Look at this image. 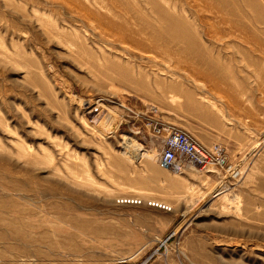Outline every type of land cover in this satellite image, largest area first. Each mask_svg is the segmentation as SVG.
Instances as JSON below:
<instances>
[{
  "label": "rangeland",
  "instance_id": "obj_1",
  "mask_svg": "<svg viewBox=\"0 0 264 264\" xmlns=\"http://www.w3.org/2000/svg\"><path fill=\"white\" fill-rule=\"evenodd\" d=\"M0 264H264V0H0Z\"/></svg>",
  "mask_w": 264,
  "mask_h": 264
},
{
  "label": "built area",
  "instance_id": "obj_2",
  "mask_svg": "<svg viewBox=\"0 0 264 264\" xmlns=\"http://www.w3.org/2000/svg\"><path fill=\"white\" fill-rule=\"evenodd\" d=\"M149 130L151 136L159 142L155 161L162 169L175 173H183L187 169L208 173L225 164L219 148L208 151L177 128H159L150 122Z\"/></svg>",
  "mask_w": 264,
  "mask_h": 264
},
{
  "label": "bare ground",
  "instance_id": "obj_3",
  "mask_svg": "<svg viewBox=\"0 0 264 264\" xmlns=\"http://www.w3.org/2000/svg\"><path fill=\"white\" fill-rule=\"evenodd\" d=\"M207 200V199H206ZM205 202V201H204ZM155 206V205H154Z\"/></svg>",
  "mask_w": 264,
  "mask_h": 264
}]
</instances>
